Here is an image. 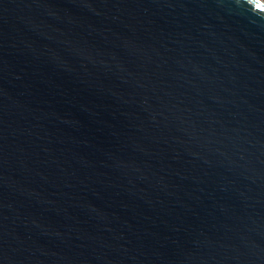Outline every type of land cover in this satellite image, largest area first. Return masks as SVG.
I'll return each mask as SVG.
<instances>
[{"label": "water", "instance_id": "obj_1", "mask_svg": "<svg viewBox=\"0 0 264 264\" xmlns=\"http://www.w3.org/2000/svg\"><path fill=\"white\" fill-rule=\"evenodd\" d=\"M0 264H264V0H0Z\"/></svg>", "mask_w": 264, "mask_h": 264}]
</instances>
